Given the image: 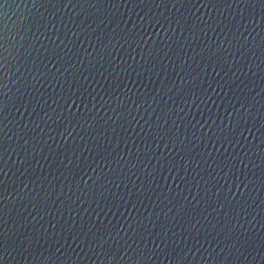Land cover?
Returning a JSON list of instances; mask_svg holds the SVG:
<instances>
[{
    "label": "water",
    "instance_id": "obj_1",
    "mask_svg": "<svg viewBox=\"0 0 264 264\" xmlns=\"http://www.w3.org/2000/svg\"><path fill=\"white\" fill-rule=\"evenodd\" d=\"M0 264H264V0H0Z\"/></svg>",
    "mask_w": 264,
    "mask_h": 264
}]
</instances>
